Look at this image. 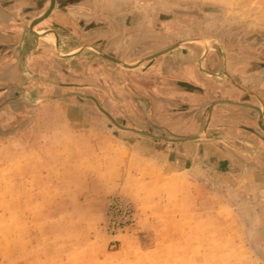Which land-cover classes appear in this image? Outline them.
<instances>
[{"label":"rangeland","instance_id":"1","mask_svg":"<svg viewBox=\"0 0 264 264\" xmlns=\"http://www.w3.org/2000/svg\"><path fill=\"white\" fill-rule=\"evenodd\" d=\"M95 7L107 30L68 31L58 50L132 68L87 46L59 56L53 32L28 62L0 58V264H264V0ZM74 135L150 162L109 186L118 165Z\"/></svg>","mask_w":264,"mask_h":264},{"label":"crops","instance_id":"2","mask_svg":"<svg viewBox=\"0 0 264 264\" xmlns=\"http://www.w3.org/2000/svg\"><path fill=\"white\" fill-rule=\"evenodd\" d=\"M50 0H0V58L10 54L16 57L17 61H29V55L34 52L35 36L29 34L30 22L43 12L49 6ZM98 0H55L53 9L49 12L47 17L37 27L32 26V30L36 33L48 32L54 30L58 35V46H60V38L66 32H82L87 33L99 32L107 30L104 25H99L98 13L95 10V4ZM37 28V29H36ZM42 28H49L38 30ZM96 37V36H95ZM47 38H42V41ZM54 39V38H53ZM54 41V40H53ZM33 57V56H32ZM40 57V56H39ZM1 60V59H0ZM32 60H34L32 58ZM178 69L179 64H175ZM34 70V67H30ZM73 148L75 150L87 149L92 157V160L106 166L110 162L113 165H118L114 170L113 178L106 177L100 182L105 184H124L129 180L132 172L131 160L136 159L142 164H149L150 157L143 153H139L137 157H131L132 153L127 152L126 156L112 155L108 159L102 157V152L97 150L101 148L103 143H113L114 140L97 136L95 140L90 137L80 135L72 136ZM88 144V145H87ZM120 161H122L120 165ZM115 163V164H114ZM134 250V249H133Z\"/></svg>","mask_w":264,"mask_h":264},{"label":"water","instance_id":"3","mask_svg":"<svg viewBox=\"0 0 264 264\" xmlns=\"http://www.w3.org/2000/svg\"><path fill=\"white\" fill-rule=\"evenodd\" d=\"M54 3H55V0H50V3H49V6H48V8H47V10L44 12V15H42V16H38V17H35L31 22H30V25H29V30H28V32H29V34H31V35H33V36H37L38 38H41V36H38V34H36V33H34V32H32V30H31V28H32V24L34 23L35 25H37L38 23H40V22H42L46 17H47V15L49 14V12L53 9V7H54ZM49 31H51V32H53L55 35H56V41L54 42V48H55V51H56V53L59 55V56H63V57H69V56H72V55H75V54H77V53H79L85 46H87V47H89V48H91V49H93L94 51H96L99 55H101V56H103V57H105V58H107V59H109V60H111V61H113V62H115V63H117V64H119V65H121V66H123V67H127V68H132L133 66H135L134 64H127V63H125V62H123V61H121V60H119V59H116V58H113V57H111V56H109V55H106V54H104L101 50H99L97 47H95V46H91V45H82V46H80L79 48H77V50H76V52H74V54H71V55H60L59 53H58V35L56 34V32L54 31V30H49ZM51 34V33H50ZM190 40H200L201 41V39H190ZM171 48H173V47H170V48H167V49H165V50H162V51H160V52H157V53H155V54H153V55H151V56H149V57H154V56H157L158 54H160V53H162V52H165V51H167V50H169V49H171ZM148 57V58H149ZM177 84L178 85H180V86H183V87H185V88H189V89H193V90H196L198 87L197 86H195V85H193V84H189V83H186V82H177ZM52 97H54V96H52ZM253 108L254 107H256V106H252ZM100 108V107H99ZM258 108V107H257ZM101 109V108H100ZM102 110V109H101ZM103 111V110H102ZM103 112H105V111H103ZM261 112V111H260ZM106 113V112H105ZM263 109H262V114H261V116H260V118L258 119V121H257V124H258V126H259V128L262 130V131H264V125H263V122H262V116H263ZM107 114V113H106ZM137 131V130H136ZM197 136H173V138H171L170 140H174V141H184V140H190V139H194V138H196Z\"/></svg>","mask_w":264,"mask_h":264},{"label":"built area","instance_id":"4","mask_svg":"<svg viewBox=\"0 0 264 264\" xmlns=\"http://www.w3.org/2000/svg\"><path fill=\"white\" fill-rule=\"evenodd\" d=\"M110 216L117 217L120 216L121 218L128 219L131 216V208L127 203H118L117 201H113L110 204ZM114 223V221H112Z\"/></svg>","mask_w":264,"mask_h":264},{"label":"bare ground","instance_id":"5","mask_svg":"<svg viewBox=\"0 0 264 264\" xmlns=\"http://www.w3.org/2000/svg\"><path fill=\"white\" fill-rule=\"evenodd\" d=\"M42 15H44V12L42 13V14H40L39 15V17L40 16H42ZM38 17V16H37ZM35 26V27H37V25H35L34 23L31 25V26ZM42 29H49V28H42ZM32 30V29H31ZM32 32H34V33H36L35 31H33L32 30ZM36 34H38V36H42V35H49L48 33H46V32H43V33H36ZM55 37H56V35H55ZM71 52H73V50H70V51H68V52H66V53H71ZM58 53L60 54V55H71V54H74V53H71V54H66V53H63V52H61V51H58ZM255 108V110L258 112V119L260 118V116H261V114H262V108L261 107H254ZM261 111V112H260ZM258 119H257V121H258Z\"/></svg>","mask_w":264,"mask_h":264}]
</instances>
